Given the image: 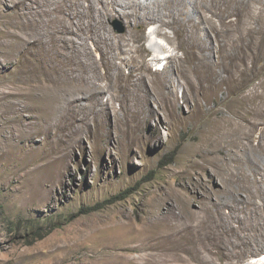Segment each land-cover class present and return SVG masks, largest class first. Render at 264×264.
I'll list each match as a JSON object with an SVG mask.
<instances>
[{"label":"rangeland","instance_id":"rangeland-1","mask_svg":"<svg viewBox=\"0 0 264 264\" xmlns=\"http://www.w3.org/2000/svg\"><path fill=\"white\" fill-rule=\"evenodd\" d=\"M197 1L205 4L206 0ZM3 4L0 8L10 18L22 8L21 0H4ZM261 4L251 3L253 11L244 9L241 23L252 26L249 36L242 33V25L233 22L238 19L234 16L227 19L232 21L231 25L214 19L212 28L221 29L218 38L209 24L202 23L199 27L207 31L198 33L202 45L209 47L212 43L214 49L208 60L210 67L212 63L214 72L237 79L230 86L241 94L253 90L264 92V14L257 13ZM51 22L48 25L51 33L43 35L47 40L60 27L59 21ZM158 26L133 21L127 24L120 16L106 19L104 35L101 33V37L99 30H95L101 37L98 41L104 37L110 40L106 44L102 42L98 48L93 41H88L86 46L76 43L80 47L76 46L77 52L58 49L87 61L88 79L82 80L80 87L83 85L82 93H93L90 98L79 94V99L72 101L71 95L60 96L59 106L51 112L50 97L40 118L35 112H26L22 115L24 123H8L10 114L0 115L10 127L9 133L0 132V264H148L156 253L168 264H182L177 261V253H184L185 221L213 219L207 218L205 198L209 195L212 198L208 207L219 202L218 198L228 203L224 190L227 184L238 198L246 199L242 185L231 183L226 175H222L225 182H220L219 170L214 174L206 166L205 170L192 173L191 164L200 161V151L208 147V133L214 129L204 122L216 117L210 110L205 113L195 109L197 104L205 105L203 90L216 93L211 108L223 109L224 114H228L226 101L233 97L218 90L229 86L211 85V70L196 60L185 61L190 45L184 36L177 39L173 30L165 28L170 42L155 34ZM186 29L192 30L190 25ZM24 35L29 37L30 32L24 31ZM153 42L164 50L151 46ZM220 45H223L221 49ZM119 46L126 50L120 53ZM129 49L139 51L136 55L148 62L153 55L161 59L160 63H152L143 81L139 79V69L135 68V72L123 63L129 57L126 52ZM149 50L152 52L147 54ZM9 54L0 45V89L7 91L6 85L12 87L9 82L16 81L23 90L26 86L18 73L21 68L12 64ZM103 54H108L112 64H103ZM169 56L184 62L185 73L172 70L171 60L165 59ZM118 70L121 75L116 74ZM87 85L91 86V92ZM67 88L71 91V86ZM172 94L179 110L172 111L167 106L170 102L166 103L164 96L170 95L172 102ZM216 136L224 139L225 133L218 130ZM257 136L253 135L254 141ZM198 146L202 148L196 154L194 150ZM257 159L258 167H263V156ZM261 170H257L258 176H253L264 178ZM165 195L169 199L162 210L167 206L175 208L173 217L168 218L172 221L171 239L162 242L156 250L134 251L133 247L147 238L143 223L154 206L152 202ZM190 200L192 203L188 204ZM94 207L98 208L90 210ZM224 212L228 214L229 210ZM242 214L256 215L247 208ZM262 245L260 241L249 246L248 254L239 264H250L249 260L262 255L264 250L259 249ZM204 257H209L207 252ZM212 257L216 264L225 263ZM257 262L261 264L260 260Z\"/></svg>","mask_w":264,"mask_h":264},{"label":"bare ground","instance_id":"bare-ground-1","mask_svg":"<svg viewBox=\"0 0 264 264\" xmlns=\"http://www.w3.org/2000/svg\"><path fill=\"white\" fill-rule=\"evenodd\" d=\"M3 2L4 0H0V5H4L5 3L3 4ZM21 3L22 8L13 18H10L0 8V45L10 51L9 55L11 60L13 59L12 64L21 68L20 72H18L21 75L19 79L23 81L26 87L20 90L18 82L8 81L12 87L6 85L7 91L0 89V115L10 114L6 120L8 123H24L26 121L22 118L23 113L35 112L37 118H40L45 110L44 108L48 106L49 102H46V100L50 97L51 112L59 106L60 96L71 95L72 101L79 99V94L90 98L93 93H82L83 89L81 87L83 85L80 87V82L84 79L86 80L88 76L90 67L86 68L87 61L83 62L84 60L82 61L83 58L81 56L70 57L58 49L60 47L63 50L71 49L72 52H77L79 50L75 49L76 43L79 46H86L88 41H93L98 45V48L102 42L106 44L109 40L106 37L103 38V41H98L104 35L106 19L120 16L126 20L127 24H130L131 21L141 25L147 23L158 24V28L154 31L155 34L164 37L170 42L172 39L164 30L165 28L173 30L177 39H181L184 36L187 40L186 42L190 45L188 50H186L185 61L192 63V61L196 60L199 64H202V67L211 70L213 75L211 85H214V87L229 86L226 90L222 88H218V90L233 97L230 102L226 101L225 108H227L228 114H224L223 109L216 106L211 108V103L215 100L213 95L216 93L211 94L202 89L205 92L203 94L205 95V105L197 104L195 109L205 113L210 110V113L212 112L216 117L209 118L204 122L205 126L212 125L214 129L208 133V147L200 151V161H193L194 163L191 164L190 169L192 173H197L205 170L207 166L213 169L212 172L214 174L216 173L215 170H219L221 174L220 182H225V178L222 175H226L231 183L237 182V184L242 185L246 193V199H240L234 194L235 191L233 189L224 184V190L229 200L228 203H222L218 198L219 202L208 207V203L212 198L210 195L206 197L207 218L213 217V219L210 218L212 221L209 222L206 219H195V221L187 219L185 221L183 224V231H185L183 238L185 242L184 253H177V261H181L182 264H216L212 257L216 256L219 260L225 262L224 264H239L248 254V247L252 244L261 241L263 245L259 249L264 250V178L257 179V177L253 176H258V169H262L261 172L264 176V165L263 167H258L260 162L257 159L259 156L264 158V92L260 93L257 90H253L241 94L240 90L230 86L233 82L236 84L238 80H235L230 75L225 78L213 71L214 66L211 63L210 67L208 62L214 51L212 43L209 44L211 47H206L202 45L198 36L200 31L207 32L206 28H199L202 23L209 24L210 28H212L211 24L212 22L214 23L215 18L223 22V24L231 25L232 21H227V19L231 18V16L238 17L233 22H238L241 26V21L245 15L244 9L253 11L251 3H262L257 13L260 15L264 14V0H206L205 4L197 0H21ZM204 12L205 15L203 14ZM178 15L183 18H177ZM51 21H59L60 27H57L58 29L56 28L57 30L51 34L50 40H47L43 38V35L51 33L48 30V25ZM188 25L192 28L190 30L192 32L186 29ZM241 27H243V34L248 36L251 34V25L250 27L245 25ZM97 29L101 37L95 34ZM212 30L215 32L216 38H218L221 29L212 28ZM24 31L30 32V36L24 35ZM239 39L241 40V38ZM134 41L135 39L133 38ZM182 44L183 42L179 44V47L182 48ZM235 45L234 49H236ZM129 46L128 44L127 47ZM151 46L159 47L160 50L163 49L157 42H153ZM222 46L220 45L219 48L221 49ZM148 47L150 48V46ZM118 50L123 53L126 49L123 50L119 46ZM126 52L129 57L123 63L126 66L133 67L134 70L135 68H137L136 70L139 69L141 71V76H139L141 81L144 80L145 72L150 71L152 63L161 62V59L155 55L151 57V62H148L145 57L136 55L139 51L129 49ZM29 55L31 58H27ZM107 55L103 54L102 56H105L103 58L105 66L112 64L110 57ZM165 59H169L168 62L171 60L173 71L185 73L182 60L174 56H169ZM33 61H35V64H33ZM89 61L90 58H88ZM116 72L117 75H121L119 70ZM155 77L157 78L158 76ZM97 85L94 84L93 86L98 88ZM70 86L72 92L67 88ZM85 87L91 92L90 85ZM171 96L174 99H172L174 105L172 104L173 101L171 102L170 95L164 96L166 103L168 102L167 100L170 102L167 106H170L169 109L172 111L179 110L180 107L175 102V95L172 94ZM190 97L187 95V99H190ZM221 115L223 118H220ZM43 126L41 127L43 128ZM9 130L10 127H7V123L0 118V132L5 135L9 133ZM218 130L225 133L224 139L216 136ZM254 134L258 135L256 142L253 140ZM201 148V146L196 147L194 152L198 154ZM196 156L198 157V155ZM185 188H188V186ZM168 196L165 195L158 198L157 202H152L154 206L143 223V230L148 234L147 238L141 241L139 245L134 246V251L156 250L162 242L171 239L169 229L172 227V221H169L168 218L171 219L173 217L175 208L167 206L165 211L162 210V206L165 205L164 202L169 199ZM190 203H192V200L188 204ZM245 208L253 209L256 213L255 217L251 214H242V210ZM224 209L229 210V213L226 214ZM155 223H157L156 227H154ZM235 223H238L239 226H234ZM213 232L216 234L212 237L211 233ZM204 252L208 253V258L204 257ZM158 257V253L155 256L153 255L148 264H168V261ZM260 262L264 264L262 261Z\"/></svg>","mask_w":264,"mask_h":264},{"label":"clouds","instance_id":"clouds-1","mask_svg":"<svg viewBox=\"0 0 264 264\" xmlns=\"http://www.w3.org/2000/svg\"><path fill=\"white\" fill-rule=\"evenodd\" d=\"M262 257H264V255H262L261 257H259L257 259H251V260H249V263L250 264H256L258 260H260V261L262 260Z\"/></svg>","mask_w":264,"mask_h":264},{"label":"trees","instance_id":"trees-1","mask_svg":"<svg viewBox=\"0 0 264 264\" xmlns=\"http://www.w3.org/2000/svg\"><path fill=\"white\" fill-rule=\"evenodd\" d=\"M98 207H94V209H90V210H96Z\"/></svg>","mask_w":264,"mask_h":264}]
</instances>
